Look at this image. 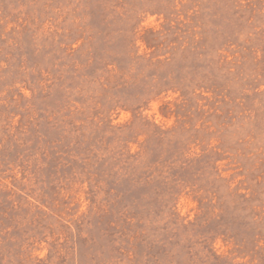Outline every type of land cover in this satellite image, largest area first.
<instances>
[{
	"label": "rangeland",
	"instance_id": "obj_1",
	"mask_svg": "<svg viewBox=\"0 0 264 264\" xmlns=\"http://www.w3.org/2000/svg\"><path fill=\"white\" fill-rule=\"evenodd\" d=\"M0 264H264V0H0Z\"/></svg>",
	"mask_w": 264,
	"mask_h": 264
}]
</instances>
